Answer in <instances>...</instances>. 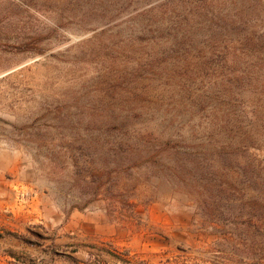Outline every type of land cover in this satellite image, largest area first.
<instances>
[{"label": "rangeland", "instance_id": "rangeland-1", "mask_svg": "<svg viewBox=\"0 0 264 264\" xmlns=\"http://www.w3.org/2000/svg\"><path fill=\"white\" fill-rule=\"evenodd\" d=\"M262 208L264 0H0V264H253Z\"/></svg>", "mask_w": 264, "mask_h": 264}, {"label": "trees", "instance_id": "trees-1", "mask_svg": "<svg viewBox=\"0 0 264 264\" xmlns=\"http://www.w3.org/2000/svg\"><path fill=\"white\" fill-rule=\"evenodd\" d=\"M206 186V185H205ZM215 186H217L216 187V190H215V192L217 193V194H219V193H226V188H224V187H222L221 185H219V183L218 184H216V185H214V186H212V188L211 189H209V188H207V191H210V192H212V189L215 187ZM264 209L262 208L261 209V214L259 215V217H264ZM223 215H217V214H201V218L205 221V222H207V223H222V224H226V223H230L231 221H235L236 219H233V217L234 218H237L238 217V215H235L234 214V212L233 211H228L227 212V216H225V217H222ZM230 217H232V219H230ZM252 219H253V217H251ZM254 220H255V216H254ZM250 221H252V220H250ZM259 222V221H258ZM241 246H243V245H241ZM250 262H252L253 264H263L262 262H264V259H261V258H259V259H251V260H249Z\"/></svg>", "mask_w": 264, "mask_h": 264}]
</instances>
